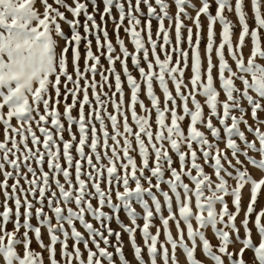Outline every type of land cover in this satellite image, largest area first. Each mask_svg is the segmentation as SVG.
I'll return each instance as SVG.
<instances>
[{
	"label": "snow or ice",
	"instance_id": "snow-or-ice-1",
	"mask_svg": "<svg viewBox=\"0 0 264 264\" xmlns=\"http://www.w3.org/2000/svg\"><path fill=\"white\" fill-rule=\"evenodd\" d=\"M0 125V264H264V0H0Z\"/></svg>",
	"mask_w": 264,
	"mask_h": 264
},
{
	"label": "rangeland",
	"instance_id": "rangeland-1",
	"mask_svg": "<svg viewBox=\"0 0 264 264\" xmlns=\"http://www.w3.org/2000/svg\"><path fill=\"white\" fill-rule=\"evenodd\" d=\"M229 18L232 19L233 22H235V20H236L234 14H229ZM81 21L83 22V17H81ZM97 21L99 22V16H97ZM186 22H187V21H186ZM167 23H168V22L165 21V24H166V25H167ZM187 23H190V22H187ZM107 27H108L109 34H110L111 38L113 39V42L115 43V35H114V33H113V28H114V26H113V24H112L111 22H109ZM155 30H156V22L153 21V34H154V36H155ZM64 31H65L66 33L69 32V28H68L67 25H64ZM81 31H82V29H81ZM217 32H219V25H217ZM120 35H121L122 37L125 38L126 45L128 46L129 50L132 51V50H133V46H132L131 43L129 42V39L125 36V34H124V32H123V29H121V33H120ZM173 38H174V33H173ZM61 44L63 45V41H61ZM93 51H94V52L96 51V46H95V40H94V39H93ZM245 52H246V54H247V49L245 50ZM81 53H82V56H83V46L81 47ZM69 59H71V51L69 52ZM214 60H215V57H214ZM102 63H104L105 66H107V62L104 61L103 59H102ZM129 63H130V61H129ZM116 67H117V69L119 70V68H120L119 63H117ZM81 68H83V59H81ZM69 70L71 71V67H70ZM134 74H135V73H134ZM97 79H99V77H97ZM126 91H127V89H126ZM157 93H158V94L160 93V90H159L158 88H157ZM141 98L144 99L143 96H142ZM221 98H223V97H221ZM161 99H162V96H161ZM198 99H201V101L203 102V100H202L201 97H198ZM69 102H70V98H69ZM145 103H146V104L148 103V101H147L146 99H145ZM190 106H191V105H190ZM62 110H63V109L61 108V111H62ZM109 110L111 111V109H109ZM137 111L140 112L139 107L137 108ZM205 111L207 112V109H206ZM74 114H75V113H74ZM12 123H13V124H16V121L13 120ZM214 123H215V121H214ZM65 138L67 139V133H65ZM0 140H3V127H2V125H0ZM221 147H223V145H221ZM137 159H138V162H139V158H138V157H137ZM207 171H211V169H207ZM0 179H2V176H0ZM185 182H187V181H185ZM247 196H248V193H247V190H245V200H247ZM2 199H3V197L0 196V200H2ZM261 200H264V196L261 197ZM165 215H167L166 212H165ZM32 222H33V224H36L35 219H34ZM125 222H127V221H125ZM140 223L142 224L143 222L140 221ZM155 223H156L157 225H159V221H158V220L155 221ZM193 223H194V226H195V222H193ZM182 226H183V225H182ZM78 227H79V225H78ZM112 227H113L114 229L117 228V225H116L115 222H113ZM11 228H12V225L10 224V225H9V230H11ZM81 230L83 231V229H81ZM152 231L155 232V228H153ZM172 231H173V234L175 235L176 232H175V227H174V225H173ZM138 239H139V236H138ZM124 240H125V245H126L125 252H126L127 258H128L129 260H132V252H131V249H130V247L127 246V245H128V237H127V235L124 236ZM44 241H45V243H48V237H47V235H46V232H45V236H44ZM70 243H71V241H70ZM213 243H215V240H213ZM32 247H33L34 249H36L37 251L40 250L39 247H38V245H37V243L35 242V240L33 241ZM81 248H83L82 245H81ZM58 250H59V247H58ZM251 255H252V254H251L250 252H249V253H246V254H245V258H246V259H247V258H250ZM44 256H45V261H46V264H47V253H46V252L44 253ZM200 258L203 259L202 256H201ZM180 259H181V264H183V262H184V257H183V256H180Z\"/></svg>",
	"mask_w": 264,
	"mask_h": 264
}]
</instances>
